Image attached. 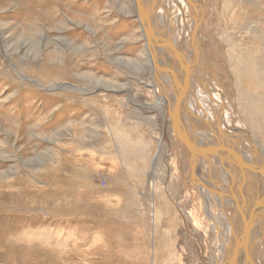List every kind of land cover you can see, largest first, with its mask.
Here are the masks:
<instances>
[{
  "label": "rangeland",
  "instance_id": "1",
  "mask_svg": "<svg viewBox=\"0 0 264 264\" xmlns=\"http://www.w3.org/2000/svg\"><path fill=\"white\" fill-rule=\"evenodd\" d=\"M131 2L0 0V264H152L153 248L156 264H177L172 250L182 246L184 264H205L186 217L192 199L180 204L182 156L156 110L162 96L148 87ZM209 11L205 34L230 30L221 5L211 22ZM98 80L111 88H96ZM121 131L146 147L121 157ZM162 197L167 216L155 211H164ZM168 229L163 255L153 241L163 245Z\"/></svg>",
  "mask_w": 264,
  "mask_h": 264
},
{
  "label": "bare ground",
  "instance_id": "2",
  "mask_svg": "<svg viewBox=\"0 0 264 264\" xmlns=\"http://www.w3.org/2000/svg\"><path fill=\"white\" fill-rule=\"evenodd\" d=\"M131 5L146 58L140 61L149 68L148 87L155 96H162L164 103L156 110L182 156L176 176L180 204L185 198L192 199L186 217L202 238L205 264H264V0H132ZM219 5L230 30L209 37L205 12L210 9L211 22ZM217 37L224 48L215 43ZM207 39L208 50L204 48ZM95 84L96 88L104 86L103 91L105 86L111 88L108 81ZM61 88L83 94L70 82ZM87 89L91 91L90 86ZM114 141L121 157L146 147L124 131ZM160 199L165 209L160 212L156 207L157 215L169 212L165 197ZM170 232L164 231L163 245L153 241L163 255L171 248L165 243ZM180 248V253L171 249V261L175 258L177 264H184L187 248ZM153 254L152 264H156V248Z\"/></svg>",
  "mask_w": 264,
  "mask_h": 264
}]
</instances>
